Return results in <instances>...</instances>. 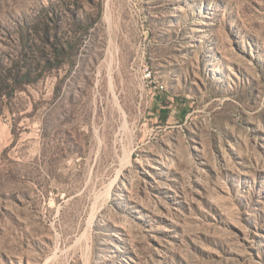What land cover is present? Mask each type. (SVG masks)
<instances>
[{
  "label": "rangeland",
  "instance_id": "obj_1",
  "mask_svg": "<svg viewBox=\"0 0 264 264\" xmlns=\"http://www.w3.org/2000/svg\"><path fill=\"white\" fill-rule=\"evenodd\" d=\"M0 264H264V0H0Z\"/></svg>",
  "mask_w": 264,
  "mask_h": 264
},
{
  "label": "trees",
  "instance_id": "obj_2",
  "mask_svg": "<svg viewBox=\"0 0 264 264\" xmlns=\"http://www.w3.org/2000/svg\"><path fill=\"white\" fill-rule=\"evenodd\" d=\"M73 49L74 47L72 46L71 43L67 42L65 47H62L59 49L58 51V57L61 58L62 60H71L73 57ZM6 95V93H4V96ZM161 116H165L164 119H166L167 115L163 112H160Z\"/></svg>",
  "mask_w": 264,
  "mask_h": 264
},
{
  "label": "built area",
  "instance_id": "obj_3",
  "mask_svg": "<svg viewBox=\"0 0 264 264\" xmlns=\"http://www.w3.org/2000/svg\"><path fill=\"white\" fill-rule=\"evenodd\" d=\"M148 78H152L151 77V72H148L147 75H146ZM156 90H164V86L161 85V86H156L155 87Z\"/></svg>",
  "mask_w": 264,
  "mask_h": 264
}]
</instances>
